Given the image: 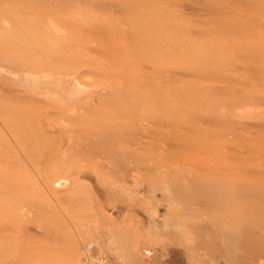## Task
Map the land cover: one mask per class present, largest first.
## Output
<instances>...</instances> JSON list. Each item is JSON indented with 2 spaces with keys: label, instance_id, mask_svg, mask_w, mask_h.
Returning <instances> with one entry per match:
<instances>
[{
  "label": "rangeland",
  "instance_id": "rangeland-1",
  "mask_svg": "<svg viewBox=\"0 0 264 264\" xmlns=\"http://www.w3.org/2000/svg\"><path fill=\"white\" fill-rule=\"evenodd\" d=\"M138 16L141 50L119 34ZM89 243L264 264V0H0V264H82Z\"/></svg>",
  "mask_w": 264,
  "mask_h": 264
},
{
  "label": "bare ground",
  "instance_id": "bare-ground-1",
  "mask_svg": "<svg viewBox=\"0 0 264 264\" xmlns=\"http://www.w3.org/2000/svg\"><path fill=\"white\" fill-rule=\"evenodd\" d=\"M39 10H40V8H38V11ZM43 13H44V9L42 7V13L41 14H43ZM36 16L37 15L32 16L30 14H26V15L21 16L20 19H19V20H21L20 21L21 22V26L23 28H25V30L27 32V35H28V37L30 39H35L36 36H37L38 31L44 26V25H41L42 22L41 23H37L39 21H43L41 19V16H37V18H35ZM138 17H141V16H138ZM138 17L136 19H134L131 24H129V26H128L127 29H124L123 28V30L119 34L121 36H123L124 38H131L132 42L136 46L135 48H137L138 50H141L144 47V46L141 47L142 45H144L146 43H147L146 45H148L149 36L151 34H156V26H155V23L154 24H151V25L144 24L143 21H142V19L145 16H142L140 19ZM53 30L54 31L52 33H57V31H55L56 29L53 28ZM134 33H135V36L133 35ZM146 36H148V37H146ZM50 41L53 44H49L48 45V43H46V44H43V46L41 45L43 47V49L45 50V52H46V50H50L51 51V50L57 49L56 47L59 46V42H57V39L56 40L55 39L49 40L48 42L51 43ZM143 41H144V43H143ZM149 43L151 44L152 41L150 40ZM167 46H170V45H167ZM148 47L149 46H147V48ZM56 54L59 55V56L62 55L59 51H57ZM63 75H64V78H63ZM45 76L47 77V75H45ZM49 76L50 75H48L47 78L50 79ZM60 77L63 80H65V85L72 84V87L75 90L81 88L79 81L72 75V73H67V74L66 73L62 74L61 73ZM67 79H70V80L67 81ZM40 80H42V79H40ZM59 85L62 87L63 86V82H60ZM65 87H62V88L64 89Z\"/></svg>",
  "mask_w": 264,
  "mask_h": 264
},
{
  "label": "built area",
  "instance_id": "built-area-1",
  "mask_svg": "<svg viewBox=\"0 0 264 264\" xmlns=\"http://www.w3.org/2000/svg\"><path fill=\"white\" fill-rule=\"evenodd\" d=\"M81 261L82 264H111L107 256L103 254L98 255L95 252V246L93 243L85 245Z\"/></svg>",
  "mask_w": 264,
  "mask_h": 264
}]
</instances>
